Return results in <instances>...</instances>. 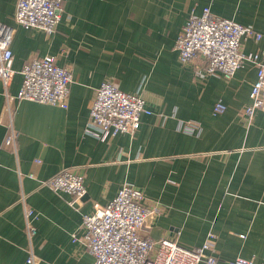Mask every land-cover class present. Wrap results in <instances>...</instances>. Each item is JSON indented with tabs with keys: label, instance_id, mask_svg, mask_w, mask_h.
<instances>
[{
	"label": "crops",
	"instance_id": "crops-1",
	"mask_svg": "<svg viewBox=\"0 0 264 264\" xmlns=\"http://www.w3.org/2000/svg\"><path fill=\"white\" fill-rule=\"evenodd\" d=\"M18 0H0V21L13 25V75L5 92L20 88L22 66L53 55L72 72L66 108L31 100L13 104L14 146L0 121V264H92L82 214L107 204L128 183L157 210L145 233L199 246L212 233L221 262L264 257V110L250 119L256 66L245 63L229 80L203 75L195 59L180 62L176 39L190 12L232 19L264 31V0H63L56 30L15 21ZM244 52L264 50V37L244 41ZM109 79L140 93L150 114L133 133L105 140L84 130L96 88ZM225 109L213 114L214 103ZM198 127L185 132V121ZM36 160H39L37 163ZM64 168L84 176L86 193L41 185ZM33 174L34 176H29ZM24 202L33 209L34 235L25 226ZM32 252L33 262L27 261ZM201 264H206L202 262Z\"/></svg>",
	"mask_w": 264,
	"mask_h": 264
},
{
	"label": "built area",
	"instance_id": "built-area-1",
	"mask_svg": "<svg viewBox=\"0 0 264 264\" xmlns=\"http://www.w3.org/2000/svg\"><path fill=\"white\" fill-rule=\"evenodd\" d=\"M63 0H18L14 18L24 28H39L53 33L61 20ZM15 34L13 25L0 21V80L7 86L12 75L13 54L11 43ZM264 31H257L232 19L215 16L209 7L200 14L190 12L179 33L175 48L180 62L198 59L203 75L218 74L229 80L236 70L249 62L256 66V78L250 89V102L241 111L250 119L257 109L264 110V50L244 52L245 40H260ZM22 81L15 94L5 92L0 121L9 130L6 146H14L17 131L12 123L13 104L18 100H31L66 108L72 72L57 64L53 55L34 56L20 70ZM225 104L218 99L212 108L219 114ZM140 93H130L118 88L111 80H103L95 90L89 107V119L84 128L87 134L105 140L118 133L133 134L140 126L142 114H150ZM198 127L194 121H185L182 130L193 132ZM38 163L39 160H36ZM29 176H34L29 174ZM41 185L72 195L70 204L86 193L84 176L70 168L40 180ZM141 189L123 184L116 195L105 205L94 204L93 212L82 214L83 240L93 256L92 264H256L251 260L236 258L221 262L215 250L212 233L199 246H184L171 238L154 240L145 230L157 210L148 206ZM25 226L31 238L35 233V213L24 202ZM30 252L27 261L33 262ZM258 264H264V257Z\"/></svg>",
	"mask_w": 264,
	"mask_h": 264
}]
</instances>
